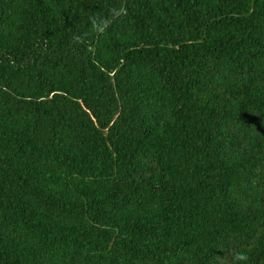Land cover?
Wrapping results in <instances>:
<instances>
[{"label": "trees", "instance_id": "1", "mask_svg": "<svg viewBox=\"0 0 264 264\" xmlns=\"http://www.w3.org/2000/svg\"><path fill=\"white\" fill-rule=\"evenodd\" d=\"M0 264H264V0H0Z\"/></svg>", "mask_w": 264, "mask_h": 264}, {"label": "clouds", "instance_id": "2", "mask_svg": "<svg viewBox=\"0 0 264 264\" xmlns=\"http://www.w3.org/2000/svg\"><path fill=\"white\" fill-rule=\"evenodd\" d=\"M239 259H244L245 257H243V256H240V257H238Z\"/></svg>", "mask_w": 264, "mask_h": 264}]
</instances>
